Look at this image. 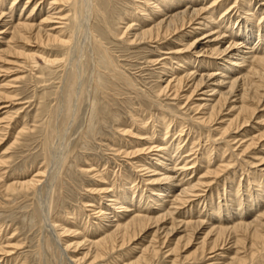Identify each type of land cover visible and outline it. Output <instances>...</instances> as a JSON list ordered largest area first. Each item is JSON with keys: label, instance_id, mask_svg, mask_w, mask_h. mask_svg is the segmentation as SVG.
<instances>
[{"label": "rangeland", "instance_id": "rangeland-1", "mask_svg": "<svg viewBox=\"0 0 264 264\" xmlns=\"http://www.w3.org/2000/svg\"><path fill=\"white\" fill-rule=\"evenodd\" d=\"M75 1L70 0L60 3L57 0H0V13L2 14L0 32L6 31L5 25L13 18L28 17L31 24L37 27L43 19L50 15L51 17L54 16V19L47 23L48 25L44 24L42 27L48 30V28L56 26L57 30H62L58 33L59 39L63 42L70 39L71 42H53L46 45H35L34 43L29 45L15 44L7 43L9 39L8 32L0 35V48L2 49H0V55L3 58V61L0 58V99L1 95L3 98V100H0V175L3 176L1 177L2 180L0 179V248L3 247L10 252L8 256L0 255V264H112L113 262L114 264H125L126 262H129L126 264H131L140 258L139 254H144V256L146 254L149 257L146 258L145 256L146 261L141 262V264H233L235 257L243 258L245 255L247 256L249 254L248 244L252 241L250 237L245 238V247L242 248L234 244L236 237L232 234L225 238V244L220 247L221 250H216L217 253L216 251L211 253L209 250L204 253L201 252L199 243H201L210 228H232L239 224H249L264 214V161L260 162V160H264L262 156V153L264 155V146H262L264 145V105L258 108L257 111V117H261L259 120L263 121L262 124L257 120L259 123L255 122L253 124L255 129L244 128L245 133L243 128L238 129L239 131H236V129H234L235 131L230 130L224 137L219 129H222V125L218 122H214L210 126L201 124L199 116L201 112L196 111L194 105H198V101H195L197 97L194 96L195 98L192 97L187 101L188 87L180 90L177 96L172 95V89L168 91L169 96L167 93L165 95L161 93V89L166 86L167 81L171 79L173 74L177 75L188 68L185 64H178V54H173L177 49H182L181 44L178 43L181 42L183 45L187 40L199 37L205 32L202 28L198 31L199 33L194 32L185 37L183 41L180 40V35L175 34L160 41H151L152 43L148 41L133 43L132 41L129 42L130 40L128 41V37L131 39L133 31H125V28L132 26L133 30H137L141 26L145 27L150 24H144V14L139 8L142 7L149 12V9L145 7L146 0H90V3L89 0H77V3ZM252 1L218 0L217 3L212 5L215 9L213 11L214 24L221 22L220 17L223 13V17H230V20L226 22L232 23L231 27H226L225 24H221L220 26H223L219 27V30L226 31L223 35L229 34L234 38L241 37L240 40L245 41L244 36L248 33V24H245L242 31L236 29V24L234 28L233 22L235 23L237 20V23H245L246 17L253 12V19L250 17L251 22H254L255 25L259 20L262 23L264 22V13L261 7L264 1ZM86 2L89 5L92 4L93 13H88ZM202 2L204 7H209L212 3L211 0H202ZM207 3L210 5L208 6ZM160 5L157 3V6ZM227 6H231L235 11ZM137 12L140 14H137ZM55 17L57 18L55 19ZM75 18L78 20L77 23ZM84 21L87 23H84ZM125 21L129 25H125L127 23ZM84 26L87 28L84 29ZM73 28H76V30ZM127 32L129 36H127ZM181 36H183V33ZM254 43L256 45L257 40L254 39ZM6 44L12 46L10 48L13 52L17 50L14 53L24 54L25 57L1 53ZM220 45L223 48L226 47L225 42ZM219 58L209 60L211 66L207 64L206 68H209L210 72L219 74L222 70L220 67L225 63L221 62L222 58ZM172 61H175V64H172ZM212 61L213 63L217 62L218 67L212 66ZM189 64L190 67L193 66L191 62ZM195 65L197 66V63ZM166 68L168 72L173 69L174 73L172 71L171 73L165 72ZM173 85L171 83V86ZM161 115H163V119ZM159 117L161 118L160 122H163L162 124L159 123ZM179 118L180 120H178ZM138 119L141 121H138ZM167 121L170 122H168L170 125L167 124ZM177 126L182 127L183 132L179 131L181 129H177ZM155 127L157 130H155ZM162 127H165V131ZM206 129H209L210 132ZM177 133L182 134V136H178ZM260 134L261 136L263 134L262 140L259 138ZM191 135H193V138H191ZM246 139H248V142L245 141ZM251 139L254 140V148H248ZM178 141L182 143L179 144ZM177 146L179 149H177ZM231 146H234V148L230 149ZM146 147L147 149L151 148L152 152L145 150ZM188 147L191 148L188 150ZM191 149H193L192 152ZM164 150L170 151L168 153H171V155ZM194 154L196 155L193 157ZM151 155L152 157H150ZM220 155L222 156L220 157ZM166 156L168 159H166ZM158 160L161 162L158 163ZM155 163L160 167H157L154 173H150V169L156 165ZM164 164L165 166H163ZM170 167L173 168V170L171 168L172 171ZM25 168L29 169L26 171ZM163 168L167 172H171L170 177L175 178L174 180L179 183L177 182L178 187L168 190L169 193H163L165 197L162 195L161 199L164 200L160 199L161 204L158 205L155 204L157 200L153 202V199H157L158 196L153 197L152 195L151 198H148L151 196L148 195L151 193L149 190L158 189L157 187L161 186L162 189H160L163 190L167 184L162 183L159 185L155 181H151L153 182L151 184L145 180L153 179V176L150 177L151 174H154V178L161 176ZM146 172L150 175L146 176ZM34 175H39L36 179L40 178V181L38 180L40 183L34 191H21L17 187L18 184L15 185L18 182H26L25 180L31 179ZM123 176H126L127 182ZM51 178H53L52 181L49 180ZM142 179L145 183L141 181ZM251 179L254 181L252 182ZM230 183H234L233 186H230L232 185ZM169 185L174 186L175 183ZM197 185L198 187H196ZM7 186H13L12 190L3 191L6 190ZM186 186L194 187L192 193L187 194L188 197L185 195L180 198V202L177 203L174 198H178L180 188ZM121 187H123L124 193L119 195L122 191ZM128 189H133L135 192L132 191L135 194L129 196L132 195V191ZM260 191H262L263 196L254 195L260 194ZM113 193L118 195V202L115 206L117 208L112 207L102 221L98 211L107 209L110 199L116 198ZM251 193L252 195H250ZM252 197L255 198L251 202ZM122 199L133 201L128 204L131 208L129 207L130 211L124 215L126 219L129 218V213L134 211L138 216L158 218L171 208L169 211L171 215L166 217L164 221L150 226L149 230L140 234L137 237L138 240L136 239L130 245L123 246V248L118 247L109 255L107 253L108 256L105 255L106 259L102 257L92 262V256L85 257L87 248L83 245V242L80 243L81 245L78 248H76V244L82 241V232L86 237L84 239L87 240L86 242L93 235L94 237L99 235L101 238L104 236L103 233L107 234L110 226L107 224L113 220V214L110 216V212L118 211V204L123 201ZM184 203L185 205H183ZM154 207L157 209L156 212ZM43 210L47 212V219L51 223L50 226L53 227L54 239L57 240L58 238V246L54 243L50 230L46 227ZM137 211L141 213L139 214ZM94 217L98 220L93 219ZM263 219H261V224L264 225ZM183 221L184 223H201L202 225L195 229L194 235L190 238L191 242L186 246L184 241L178 242L179 238L188 234L186 231V233H182L183 228H180ZM94 222L98 223V226L100 224L102 226L94 228L92 225L95 224ZM172 223H174L173 225L176 223V226H178L172 231L167 230L171 228ZM74 229L77 231H74ZM89 229L95 230L90 232ZM96 232L98 233L96 234ZM72 233L76 235L74 234V236ZM58 235L60 236L58 237ZM78 236H81L80 239ZM149 241L152 243L151 245H149ZM133 244L134 246H132ZM129 247H131L130 250ZM150 247L153 248L154 252L152 249L150 250ZM175 247L178 250L174 251ZM142 250L144 251L141 253ZM258 251L259 253H257ZM258 251L252 258H248L245 264H264V247ZM221 252H223L222 255H220ZM260 252L262 253L260 254ZM151 253L156 256H151ZM108 257L110 260L107 259ZM8 259L9 261L6 263Z\"/></svg>", "mask_w": 264, "mask_h": 264}, {"label": "bare ground", "instance_id": "bare-ground-1", "mask_svg": "<svg viewBox=\"0 0 264 264\" xmlns=\"http://www.w3.org/2000/svg\"><path fill=\"white\" fill-rule=\"evenodd\" d=\"M43 1V0H42ZM58 2H63V1H70V0H57ZM86 1V0H85ZM88 1V0H87ZM212 3H210L208 5L209 7H204V4L201 0H146V9H149V12L147 10H144L142 7H139L140 8V11L142 12V14H144V24L145 23H150L148 26H145V27H140L138 28L137 30H133L132 26H127L125 28V31H133V35H131V39H129L128 37V41L129 42H133V43H137V42H145V41H148V42H153V41H160L162 39H166L167 37L169 36H173L175 34H178L180 35L181 37V41L184 40L185 37H188L190 36V34H193L194 32H198L201 28L203 29V31H205L204 33H202L199 37L195 38V39H191V40H187L186 43H184L182 45V43H178L180 46H182V49H177V51L173 54H178L177 57H178V64L181 63V64H185L187 65L188 68L185 69V71L175 75L173 74L171 79L167 81L166 83V86L161 89V93H163L165 95V93L168 94V91H170L172 89L173 91V94L171 92L172 95L174 96H177L178 95V92L180 90H182L183 88H187V91H189V95L187 96V101L189 99H191L192 97L196 96L197 99L195 101H198V105L197 104H194L196 107V111H200V121H201V124H208V126H210V124H213L214 122H218V124H221L222 125V129H220V133L221 134H224V137H225V134H227L230 130H234L236 129V131L238 129H244V128H249L250 130L252 129H255L253 124L256 122V123H259V116L257 117V111H258V108L262 107L264 105V27H262V25H264V22H260L261 20L258 21V23L255 25L254 22H251V19L250 17L252 18L254 16V12L251 14V15H246V21L245 23L244 22H240V23H237V20L235 21V23L233 22V27L234 25L236 24V29L238 30H242L244 29V26L245 24H248V29L245 27V29L248 30V33L244 36L246 38L245 41L243 40H240L241 37H238V38H234L233 36L229 35V34H226L223 35L226 31L224 30H219L220 28L219 27H222L220 26L221 24H225V26H232V23H229L226 22L227 20H230V17H223V10H222V16L220 17L221 18V22H218L216 24H214V19H213V11H215V9L213 8L215 3H217L218 0H211ZM254 1V0H253ZM252 1V2H253ZM259 1H264V0H259ZM76 3L78 2L77 0L75 1ZM84 2V1H83ZM205 2V1H204ZM207 2V1H206ZM248 3V1H246ZM255 2V1H254ZM68 3V2H67ZM88 4V2H86ZM89 3H90V0H89ZM157 3L158 4H161L160 6H157ZM225 3V2H224ZM246 3V4H247ZM257 3V2H256ZM259 3V2H258ZM257 3V4H258ZM14 4V3H13ZM40 4V3H39ZM63 4V3H62ZM245 4V3H244ZM243 4V5H244ZM245 4V5H246ZM252 4V3H251ZM255 4V3H254ZM253 4V5H254ZM11 5V4H10ZM31 5V4H30ZM48 5V4H47ZM54 5V4H53ZM73 5V4H72ZM84 5V3H83ZM92 5V4H91ZM88 4L87 6V9H88V13H91L93 10H92V6ZM220 5V4H218ZM227 5V4H225ZM238 5V4H237ZM252 5V6H253ZM143 6V7H144ZM206 6V5H205ZM239 6V5H238ZM250 6V5H249ZM10 7V6H9ZM60 7V6H59ZM74 7V6H73ZM72 7V8H73ZM86 7V6H85ZM223 7V6H221ZM229 7V6H227ZM226 7V8H227ZM231 7V6H230ZM229 7V8H230ZM241 8V6H239ZM244 7V6H243ZM260 7V6H259ZM262 12L264 13V3L262 2ZM260 7V8H261ZM6 8V7H4ZM30 8V7H29ZM53 8V7H52ZM95 8V7H94ZM232 8V7H231ZM237 8V7H236ZM239 8V10H240ZM248 8V6H247ZM251 8V7H250ZM259 8V9H260ZM45 9V8H44ZM74 9V8H73ZM77 9V8H76ZM217 9H218V6H217ZM223 9V8H222ZM234 9V8H232ZM1 10V9H0ZM34 10V8H33ZM32 10V11H33ZM52 10V9H51ZM78 10V9H77ZM76 10V11H77ZM139 11V9H137ZM219 10V9H218ZM227 10V9H226ZM237 10V9H236ZM245 10V9H244ZM251 10V9H250ZM30 11V12H32ZM36 11V10H35ZM56 11V10H55ZM96 11V10H95ZM217 11V10H216ZM220 11V10H219ZM235 11V9H234ZM253 11V10H252ZM250 11V12H252ZM3 12V11H2ZM29 12V13H30ZM48 12V10H47ZM54 12V11H53ZM229 12V11H228ZM239 12V11H237ZM243 12V11H242ZM247 12V11H246ZM261 12V11H259ZM39 13V12H38ZM37 13V14H38ZM51 13V11H50ZM49 13V14H50ZM78 13V12H76ZM85 13H86V10H85ZM84 13V14H85ZM93 13V12H92ZM219 13V12H218ZM219 13V14H220ZM36 14V13H35ZM36 14V15H37ZM57 14V13H56ZM59 14V13H58ZM137 14H140L139 12H137ZM217 14V15H219ZM237 16H239L238 13H236ZM242 14V13H241ZM256 14V12H255ZM4 15V14H3ZM6 15V14H5ZM8 15V13H7ZM26 15V14H25ZM42 15V14H41ZM45 15V14H44ZM48 15V14H47ZM53 15V14H51ZM77 15V14H76ZM91 15V14H90ZM226 15V13H225ZM258 15V14H257ZM2 14L0 13V18H1ZM140 16V15H139ZM142 16V17H143ZM234 16V15H233ZM236 16V17H237ZM243 16V14H242ZM262 16V15H261ZM6 17V16H4ZM12 17V16H10ZM22 17V16H21ZM46 17V16H45ZM54 16H50L48 15L45 19H43V21L38 24L39 26H34L33 24H31V20H29L28 17L26 18H16L11 21H8V23L5 25L4 28H7L6 31H1L0 32V35L2 33H6L8 32L9 34V39L7 41V43H23V44H30V43H34L35 45H46L48 43H53V42H59V43H71L70 42V39L66 40L65 42H63L62 40H60L58 37V33H60V31L62 32V30H57V28H51L50 29L48 28V30L44 29V27H42V25L46 24L48 25L47 23H50V21L53 18ZM62 17V16H61ZM65 18V16H63ZM67 17V16H66ZM138 17V16H137ZM249 17V18H248ZM57 17H55L56 19ZM63 18V19H64ZM68 18V17H67ZM66 18V19H67ZM88 18V17H86ZM90 18V17H89ZM219 18V17H218ZM226 18V19H225ZM238 18V17H237ZM240 18V17H239ZM244 18V17H243ZM256 18V17H255ZM254 18V20H255ZM264 18V17H263ZM11 19V18H10ZM34 19V18H33ZM78 19V18H77ZM130 19V18H129ZM253 19V18H252ZM257 19V18H256ZM60 20V19H59ZM74 20V18H73ZM76 20V18H75ZM131 20V19H130ZM129 20V22H130ZM239 20V19H238ZM34 21V20H32ZM62 21V20H61ZM78 20H76V23H77ZM81 21V20H80ZM133 21V20H132ZM219 21V20H218ZM241 21V20H239ZM253 21V20H252ZM72 22V21H71ZM75 22V21H74ZM127 22V21H125ZM136 22V21H135ZM142 22V23H143ZM61 23V22H60ZM81 23V22H80ZM83 23V22H82ZM84 23H87L84 21ZM131 23V22H130ZM141 23V25H142ZM52 24V22H51ZM75 24V23H74ZM128 24L125 23V25ZM138 24V23H136ZM62 25H65V24H62ZM61 25V26H62ZM67 25V24H66ZM82 25V24H81ZM88 25V24H87ZM86 25V26H87ZM129 25V24H128ZM53 26V25H52ZM58 26V25H57ZM73 26V24H72ZM84 26V29H86L87 27ZM63 27V26H62ZM65 27V26H64ZM75 27V26H74ZM77 27V26H76ZM86 27V28H85ZM2 28V29H4ZM46 28V27H45ZM72 28V27H71ZM136 28V27H135ZM229 28V27H228ZM235 28V27H234ZM255 28V30H254ZM66 29V27H65ZM76 30V28H73ZM83 29V28H81ZM1 30V29H0ZM216 30V31H214ZM232 30V29H231ZM78 31V30H77ZM86 32V30H84ZM201 31V32H203ZM234 31V30H233ZM230 32V31H229ZM232 32V31H231ZM256 32V33H255ZM120 33V32H119ZM123 33H124V30H123ZM128 33V32H127ZM183 33V36H181V34ZM199 33V32H198ZM122 34V33H121ZM255 34V35H254ZM5 35V34H4ZM3 35V36H4ZM124 35V34H122ZM126 35V34H125ZM240 35V34H239ZM118 36V35H117ZM127 36H129V33L127 34ZM126 36V37H127ZM242 36V35H241ZM242 36V37H243ZM179 37V38H180ZM227 37V38H226ZM235 37H237L235 35ZM3 38V37H2ZM73 38V37H72ZM226 38V39H225ZM1 39V38H0ZM5 39V38H4ZM66 39V38H65ZM254 39L257 40V43L255 45L254 43ZM74 40V39H73ZM3 41V40H2ZM77 41V40H76ZM78 42V41H77ZM151 42V43H152ZM222 42H225L226 43V47L223 48L220 44ZM256 42V41H255ZM33 45V44H32ZM74 45V43H73ZM77 45V44H76ZM159 45V44H158ZM250 45V46H249ZM2 46V45H1ZM5 49L1 52L3 54H6V55H10V54H15V55H19V56H24V54L22 55L21 53L18 54V53H14L15 51L17 50H14V52L11 50L12 46H9V45H4ZM22 46V45H21ZM3 47V46H2ZM14 47V46H13ZM24 48V47H23ZM71 48V47H70ZM69 48V49H70ZM1 49V48H0ZM16 49V48H14ZM27 49V48H26ZM2 50V49H1ZM30 50V49H29ZM26 51V50H25ZM70 51V50H69ZM75 51V50H74ZM18 52H21V51H18ZM24 52V51H23ZM28 52V51H27ZM32 52V51H31ZM69 53V52H68ZM72 53V52H71ZM5 55V56H6ZM73 55V54H72ZM184 55V56H183ZM17 56V57H19ZM71 56V55H70ZM222 56V57H221ZM4 57V56H3ZM16 57V56H15ZM28 57V56H26ZM220 57V58H219ZM0 58H1V55H0ZM7 58V57H6ZM20 58V57H19ZM69 58V57H68ZM213 58L217 59H221V62L225 63L224 65H221L220 69H222L220 71V73H216V72H210L211 70L208 68H206V65L209 64V60H212ZM3 58H1L2 60ZM31 59V58H30ZM218 59V60H219ZM5 60V59H4ZM7 60V59H6ZM24 60V59H23ZM3 61V60H2ZM26 61V60H25ZM47 61V60H46ZM73 61V60H72ZM191 62V65L193 64V66L190 67V63ZM216 62V61H214ZM69 63V62H68ZM177 63V62H176ZM197 63V66L195 65ZM172 64H175V61L173 62L172 61ZM213 64L212 66H215V67H218V63H212ZM70 65V64H69ZM164 65V64H163ZM195 65V66H194ZM210 65V64H209ZM208 65V66H209ZM165 66H167L165 64ZM211 66V65H210ZM220 66V65H219ZM214 67V68H215ZM213 68V67H212ZM181 69V68H180ZM219 69V68H218ZM168 69L166 68L165 72L167 71ZM171 71L173 69H170ZM179 70V69H177ZM184 70V69H182ZM167 71V73H171ZM219 71V70H218ZM164 72V71H163ZM174 73V71H172ZM170 78V77H169ZM171 83L174 84L173 86H171ZM2 89V88H1ZM3 91V89H2ZM186 91V90H185ZM160 93V92H159ZM170 94V96H171ZM169 96V94H168ZM173 96V97H174ZM177 98V97H176ZM179 98H181L179 96ZM195 98V97H194ZM1 99L3 100L2 98V95H1ZM0 99V100H1ZM175 99V98H174ZM4 103V101H3ZM193 103V102H192ZM191 103V104H192ZM197 103V102H195ZM192 105V106H194ZM3 107V106H2ZM264 107V106H263ZM3 109V108H2ZM195 111V112H196ZM226 111V113L224 114V112ZM261 111V110H260ZM259 111V112H260ZM152 112V111H151ZM261 114V113H260ZM259 114V115H260ZM264 115V114H263ZM162 116V117H161ZM160 117L163 119V115H161ZM198 116V115H197ZM196 116V117H197ZM261 116V115H260ZM150 117V116H149ZM159 117V118H160ZM138 118V117H137ZM152 118V117H151ZM161 118L159 119V123ZM167 119V118H166ZM182 119V118H181ZM199 120V118H197ZM264 119V118H263ZM140 119H138L139 121ZM170 120V119H169ZM175 120V119H174ZM180 120V118L178 119ZM192 120H196V119H192ZM259 120V121H257ZM137 121V120H136ZM141 121V120H140ZM153 121V120H152ZM165 121V120H164ZM184 121V120H183ZM182 121V122H183ZM264 121V120H263ZM262 120L260 121L262 124L263 122ZM158 122V121H156ZM169 121H167V124H168ZM180 122V121H179ZM178 122V123H179ZM192 122V121H191ZM155 123V122H153ZM152 123V124H153ZM163 123V122H162ZM161 123V124H162ZM165 123V122H164ZM170 123V122H169ZM172 123V122H171ZM175 123V122H174ZM196 123V121H195ZM264 123V122H263ZM137 124V123H136ZM139 124V122H138ZM143 124V123H142ZM160 124V125H161ZM183 124V123H182ZM194 124V122H193ZM200 124V125H201ZM151 125V124H150ZM170 125V124H168ZM172 125V124H171ZM176 125V124H175ZM174 125V126H175ZM179 125V124H178ZM199 125V124H198ZM220 125V126H221ZM264 125V124H263ZM138 126V125H137ZM141 126V124H140ZM139 126V127H140ZM144 126V125H143ZM156 126V125H155ZM165 126V125H164ZM207 126V127H208ZM216 126V125H215ZM219 126V127H220ZM262 126V125H261ZM152 127V126H150ZM159 128V126H157ZM166 127V126H165ZM164 127V128H165ZM180 127V125H179ZM178 126L176 127L177 129L179 128ZM200 127V126H199ZM256 127V126H255ZM141 128V127H140ZM163 128V127H162ZM162 128H161V131H162ZM163 128V130H164ZM168 128V127H167ZM217 128V127H216ZM137 129V128H136ZM171 129V128H170ZM181 130L179 131H182V127L179 128ZM141 130V129H140ZM155 130H157V128L155 127ZM169 130V129H168ZM184 130V129H183ZM207 130V129H206ZM165 131V130H164ZM172 131V130H171ZM207 131L210 132V130L208 129ZM206 131V132H207ZM218 131V130H217ZM235 131V130H234ZM239 131V130H238ZM123 132V130H122ZM157 132V131H156ZM159 132H160V129H159ZM178 132V131H177ZM183 132V131H182ZM191 132V131H189ZM247 132V131H246ZM250 132V131H249ZM257 132V131H256ZM181 133V132H180ZM200 133V132H199ZM244 133H245V129H244ZM159 134V133H158ZM176 134V132H175ZM174 134V135H175ZM178 134V133H177ZM195 134V133H194ZM236 134V132H235ZM238 134V133H237ZM161 135V134H160ZM201 135V134H200ZM234 135V134H232ZM240 135H244V134H240ZM178 136H182V134H178ZM192 136V137H191ZM189 137L193 138V135H191ZM198 136V135H197ZM211 136V135H210ZM223 136V135H221ZM246 136V135H244ZM161 137V136H160ZM200 137V136H199ZM209 137V136H208ZM207 137V138H208ZM243 137V136H242ZM258 137V136H257ZM256 137V138H257ZM261 137H263V134L261 136H259V138L261 139ZM138 138V137H137ZM153 138V137H152ZM163 138V136H162ZM236 138V137H235ZM244 138V137H243ZM249 138V137H248ZM251 138V137H250ZM258 138V139H259ZM187 139V138H186ZM197 139H200V138H197ZM241 139V138H240ZM263 139V138H262ZM261 139V140H262ZM181 140V139H180ZM195 140V138H194ZM243 140V139H242ZM248 139H246L245 141H247ZM150 141V140H149ZM147 141V142H149ZM232 141V140H231ZM241 141V140H240ZM264 141V139H263ZM179 142V141H178ZM191 142V141H190ZM195 142V141H194ZM200 142V141H199ZM239 142V141H238ZM248 142V141H247ZM249 146L248 148L253 147L254 145V140L251 139L249 141ZM168 143V142H167ZM166 143V144H167ZM182 143V142H179V144ZM243 143V142H242ZM146 144V143H145ZM143 144V145H145ZM194 144V143H193ZM148 145V144H147ZM174 145V144H173ZM195 145H197L195 143ZM244 145H246L244 143ZM240 146V145H239ZM264 146V145H262ZM261 146V147H262ZM149 147V146H147ZM145 150L147 151H151L152 152V149L151 148H148ZM187 147V146H186ZM243 147V145H242ZM155 148V147H154ZM189 148L191 147H188V150ZM193 148V147H192ZM231 148H234V146L230 147ZM161 149V148H160ZM176 149V148H175ZM177 149L178 146H177ZM182 149V148H181ZM187 149V148H186ZM227 149V148H226ZM143 150V149H141ZM144 150V151H145ZM193 149H191V152H192ZM204 150V149H203ZM140 151V150H138ZM165 151V150H164ZM181 151V150H180ZM227 151V150H226ZM232 151V150H231ZM230 151V152H231ZM243 152V149L241 150ZM240 151V152H241ZM248 151V150H247ZM260 151V149H259ZM262 151V150H261ZM264 151V150H263ZM262 151V152H263ZM142 152V151H141ZM161 152V151H160ZM167 152V151H165ZM164 152V153H165ZM170 152V151H168ZM167 152V153H168ZM179 152V151H178ZM184 152V151H183ZM185 152H188V151H185ZM239 152V153H240ZM148 153V152H147ZM156 153V152H154ZM175 153V152H174ZM189 153V152H188ZM223 153V152H222ZM226 153V152H225ZM232 153V152H231ZM146 154V152H145ZM162 154V153H161ZM169 155H171V153H168ZM167 154V155H168ZM186 154V153H185ZM212 154V153H211ZM210 154V155H211ZM159 155V154H158ZM173 155V154H172ZM179 155V154H178ZM187 155V154H186ZM191 155V153H190ZM196 154L193 155V157L195 156ZM219 155V154H218ZM216 155V156H218ZM235 155V154H234ZM254 155V154H253ZM127 156V154H126ZM222 155H220L221 157ZM233 156V155H232ZM237 157V155H235ZM262 156L264 157L263 153H262ZM261 156V158H263ZM152 157V155L150 156ZM155 157V156H154ZM164 157V156H163ZM162 157V158H163ZM191 157V156H190ZM253 157V156H252ZM142 158V157H141ZM148 158V157H147ZM156 158V157H155ZM161 158V159H162ZM201 158V156H200ZM150 159V158H149ZM166 159L167 156H166ZM194 159V158H193ZM205 159V158H204ZM238 159V158H237ZM157 160V159H156ZM177 160V159H176ZM200 160V159H199ZM202 160V158H201ZM212 160V159H211ZM220 160V159H219ZM163 161V160H162ZM165 161V159H164ZM170 161V160H169ZM168 161V162H169ZM178 161V160H177ZM191 161V160H190ZM261 161H264V160H260ZM4 162V161H3ZM144 162V161H143ZM153 162V161H152ZM155 162V161H154ZM157 162V161H156ZM161 161L158 160V163H160ZM172 162V160H171ZM194 162V161H192ZM195 162H196V157H195ZM5 163V162H4ZM3 163V164H4ZM140 163V161H139ZM138 163V164H139ZM174 163V162H172ZM178 163V162H177ZM190 163V162H189ZM204 163V162H202ZM201 163V164H202ZM209 163V162H208ZM211 163V162H210ZM209 163V164H210ZM218 163V162H217ZM142 164V163H141ZM140 164V165H141ZM156 164V163H155ZM200 164V165H201ZM207 164V162H206ZM139 165V167H140ZM144 165V164H143ZM160 165V164H159ZM184 165V164H183ZM182 165V166H183ZM195 165V164H194ZM137 166V165H136ZM165 166V164L163 165ZM179 166V165H178ZM191 166V165H190ZM223 166V165H222ZM142 167V166H141ZM157 167H160V166H157V164L155 166H152L151 167V171L150 170H147L148 172L150 171V173H154L155 170H157ZM181 167V165H180ZM187 167V166H186ZM193 167V166H192ZM196 167V166H195ZM227 167V166H226ZM225 167V168H226ZM136 168V167H135ZM146 168V167H145ZM172 167H170V170H171ZM177 168V166H176ZM189 168V167H188ZM221 168V167H220ZM249 168V167H248ZM255 168V167H254ZM29 169V168H28ZM28 169L25 168V170L27 171ZM149 169V168H148ZM160 169V168H159ZM158 169V170H159ZM24 170V171H25ZM39 170V169H38ZM57 170V169H56ZM137 170V169H135ZM142 170V169H141ZM173 170V168H172ZM171 170V171H172ZM192 170V169H191ZM217 170V169H216ZM23 171V172H24ZM163 173L161 174V176H156L154 178V174H147L148 172H146V176L147 175H150L153 176L152 178L153 179H146L145 181H148L150 182L151 184H153V182L151 181H155V183H159V185H161L162 183H165L167 185H165L166 187H164L163 190H161L162 186L161 187H157L158 189H151L149 190L151 193L148 194V195H151L149 196L148 198H151L152 195L153 197L154 196H158L157 199H153V202L154 200H157L155 204H158L159 203L161 204V200L163 201L164 199H161L162 198V195H164L163 193H166L168 192V190H171L172 188L174 189V187H178V181L177 180H174L172 177H170V173L171 172H167L166 169L163 168ZM181 171H184V170H181ZM188 171V170H187ZM42 172V171H41ZM52 172V171H51ZM50 172V173H51ZM145 172V170H144ZM157 172V171H156ZM209 172V171H208ZM45 173V172H44ZM49 173V174H50ZM139 173V171H138ZM142 173V172H141ZM186 173V172H185ZM263 173V172H262ZM1 174V173H0ZM4 174V173H3ZM2 174V175H3ZM24 174V173H23ZM26 174V173H25ZM38 174V173H37ZM46 174V173H45ZM158 174V173H157ZM173 174V173H172ZM177 174V173H176ZM189 174V173H188ZM43 175V174H41ZM100 175V174H99ZM140 175V174H139ZM156 175V174H155ZM191 175V174H190ZM16 176V175H15ZM14 176V177H15ZM22 176V174H21ZM138 176V175H137ZM142 177V175H140ZM174 176V175H173ZM181 176V175H180ZM218 176V175H217ZM1 176L0 175V179H1ZM17 177V176H16ZM36 177H39L38 176H33L31 179L29 180H25L26 182H22L23 183H19L18 181L19 180H14V181H17L18 183H15V185L18 184L17 187H19V189L22 190H31V191H34L35 189H37L36 187L38 186V183H40V178L36 179ZM43 177V176H42ZM46 177V176H45ZM52 177V176H51ZM124 177V176H123ZM126 177V176H125ZM124 177V179H125ZM128 177V176H127ZM140 177V178H141ZM145 177V176H144ZM143 177V178H144ZM183 177V176H182ZM186 177V176H185ZM12 178V177H11ZM132 178V177H131ZM189 178V177H188ZM53 178L49 179L52 181ZM123 179V178H122ZM128 180H130L129 178H127ZM135 179V178H134ZM185 179V178H184ZM254 179V177H253ZM2 180V179H1ZM39 180V181H38ZM136 180V179H135ZM188 180V179H187ZM252 180V179H251ZM249 180V181H251ZM125 181L127 182V180L125 179ZM141 181L144 182V180L142 179ZM197 181V180H196ZM240 181V180H239ZM254 180H252L253 182ZM256 181H257V178H256ZM21 182V181H20ZM178 182V183H177ZM199 182V181H198ZM241 182V181H240ZM13 183V184H14ZM145 183V182H144ZM147 183V182H146ZM170 183H175V185L173 186H170L169 184ZM225 183V182H224ZM223 183V185H225ZM251 183V182H250ZM258 183V182H257ZM256 183V185H257ZM260 183V182H259ZM263 183V181H262ZM148 184V183H147ZM211 184V183H210ZM232 185L230 186H233L234 183H230ZM40 185V184H39ZM158 185V184H157ZM222 185V186H223ZM259 185V184H258ZM135 187V185H133ZM139 186V185H138ZM222 186H220L222 188ZM236 186V185H235ZM238 186V185H237ZM105 187V186H104ZM126 187V185H125ZM124 187V188H125ZM198 187V185L196 186ZM13 186H7V188H5L6 190H3V191H8V190H12ZM122 188V191L121 194L119 195H122L124 193V190H123V187ZM161 188V189H160ZM238 189V187H236ZM3 189V188H2ZM16 189V188H15ZM120 189V188H119ZM127 189V188H126ZM125 189V190H126ZM192 189H194L193 186H189V187H185L182 189L180 188V191L178 192V198H174L175 201L178 203V201L180 202V198L184 197L187 194L189 193H192ZM197 189V188H196ZM240 189V187H239ZM250 189V187H249ZM121 190V189H120ZM128 190H131V189H128ZM133 190V189H132ZM131 190V191H132ZM142 190V189H141ZM252 190V189H251ZM264 190V189H263ZM110 191V190H109ZM127 191V190H126ZM131 191H129L131 193ZM134 191V190H133ZM132 191V195H129V196H133V193ZM173 191V190H172ZM25 192V191H24ZM100 192V191H99ZM98 192V193H99ZM104 192V191H103ZM135 192V191H134ZM145 192V191H144ZM162 192V193H161ZM174 192V191H173ZM230 192V191H229ZM235 192V191H234ZM233 192V194H234ZM239 192V190H238ZM237 192V193H238ZM247 192V190H246ZM249 192V191H248ZM259 193V191H257ZM262 191H260V194H254V195H257L258 197H261L263 196L261 194ZM7 193V192H6ZM36 193V191H35ZM106 193V192H105ZM117 193V192H116ZM141 193V192H140ZM169 193V192H168ZM171 193V192H170ZM223 193V192H222ZM255 193V191H254ZM114 194V197L116 198H108L110 199L109 201V205H107V209H105L104 211L103 210H99V215L101 216L102 218V221L104 220L105 218V215L107 212L111 211L110 209H112V207H115L117 205V202H118V195H116L115 193ZM224 194H225V191H224ZM112 195V194H111ZM116 195V196H115ZM143 195V193H142ZM192 195V194H191ZM219 195V194H218ZM223 195V194H222ZM235 195V194H234ZM242 195V194H241ZM252 195V193L250 194ZM139 196V194H138ZM168 196V195H166ZM177 196V195H176ZM111 197V196H110ZM122 197V196H121ZM165 197V195L163 196ZM170 197V196H169ZM172 197V196H171ZM241 197V196H240ZM250 197V196H249ZM101 198V197H100ZM123 198V197H122ZM129 198V197H127ZM147 198V199H148ZM156 198V197H155ZM255 198V197H254ZM253 197L251 198V202L252 200L254 199ZM103 199H105L103 197ZM107 199V198H106ZM133 199V198H132ZM130 199V200H132ZM141 199V198H140ZM139 199V200H140ZM161 199V200H160ZM187 199V198H185ZM224 199V198H223ZM257 199V198H256ZM123 200V199H122ZM121 200V201H122ZM151 200V199H150ZM166 200V199H165ZM173 200V199H172ZM183 200V199H182ZM188 200H190V198H188ZM187 200V201H188ZM198 200V199H197ZM237 200V199H235ZM258 200V199H257ZM108 201V200H107ZM148 201V200H147ZM225 201V200H224ZM233 201V200H232ZM250 201V200H249ZM263 201V200H262ZM261 201V202H262ZM130 202V203H129ZM131 202L133 201H128V200H123L121 203L119 201L120 204H118V211L116 212H110V216H112L113 214V220H111L107 225H110L109 226V231L106 233H103L104 236H102L100 238V236L98 235V237H93L89 239L88 242H86L84 239L86 238L84 236V233L82 232L83 234V237H82V241L81 242H77L76 244V248H78L79 245H81L80 243L83 242V245L86 246V255L85 257H87L88 255L89 256H92V262L93 261H96V260H99L101 259L102 257H105V255H109L110 252H112L114 249L118 248V247H122L123 246H127L128 244L130 245L133 241H135L137 239L138 236H140V234H142L143 232H146V230H149V227L152 226L153 224H157L158 222H162L164 221V219L166 217H169L171 214H170V210L168 212H165L164 215L158 217V218H146L144 217V215H140L138 216L137 214H135L134 212H130V216H128L129 218H125L124 215L130 211L129 209L131 208L130 205L128 204H131ZM174 202V200H173ZM186 202V201H185ZM141 203V202H139ZM151 203V202H150ZM175 203V202H174ZM183 203V202H182ZM259 203V202H258ZM100 204V202H99ZM133 204V203H132ZM154 204V205H155ZM172 204V203H171ZM180 204V203H179ZM226 204V203H225ZM91 205V204H90ZM89 205V206H90ZM106 205V204H105ZM135 205V204H134ZM157 205V206H158ZM163 205V204H162ZM185 205V203L183 204ZM224 205V204H223ZM257 205V204H256ZM44 206V205H42ZM93 206V205H92ZM226 206V205H225ZM247 206V205H246ZM249 206V205H248ZM247 206V207H248ZM105 207V206H104ZM130 207V208H129ZM153 207V205H152ZM161 206H159L160 208ZM257 207V206H256ZM117 208V207H115ZM150 208V207H149ZM100 209V208H99ZM120 209V210H119ZM143 209V208H142ZM142 209H140L142 211ZM155 209V212H156V208L154 207ZM153 209V210H154ZM162 209V207H161ZM160 209V210H161ZM174 209V208H172ZM219 209V208H218ZM230 209V208H229ZM256 209V208H255ZM47 210V209H46ZM115 210V209H114ZM136 210V209H135ZM139 210V211H140ZM217 210V209H216ZM215 210V211H216ZM94 211V210H93ZM144 211V210H143ZM147 211V210H146ZM162 211V210H161ZM164 211V209H163ZM173 211V210H172ZM171 211V212H172ZM138 212V211H137ZM230 212V211H229ZM139 213V212H138ZM141 213V212H140ZM139 213V214H140ZM150 213V212H149ZM152 213V212H151ZM173 213V212H172ZM216 213V212H215ZM95 214V213H94ZM109 214V213H108ZM134 214V215H133ZM234 214V213H233ZM237 214V213H236ZM262 214V213H261ZM260 214V215H261ZM96 216H97V213H96ZM99 216V217H100ZM258 216V215H257ZM47 212L45 210H43V218H44V222L46 221V227L48 228V230H50V233L53 237V239L55 238L54 237V230H53V227H51V223L49 221V219H47ZM98 217V216H97ZM124 217V218H123ZM239 217V216H238ZM96 217H94L93 219H95ZM108 218V217H107ZM264 218V214L261 215L260 217H257L255 221L253 222H250L249 224H239V225H236L232 228H210L208 230V232L204 235L203 239L201 240V243H199V249H201V252L203 251V253L206 251V250H209L211 253L216 251V250H221L220 247L222 245L225 244L224 240L226 237L228 236H231L232 234L236 237V239L234 240V244H236L237 246L239 247H242L244 248L245 247V243L244 241L246 240L245 238L246 237H250V240L251 243L248 244V250H249V254L246 256H244L243 258H237L235 257L234 258V262L233 264H245L246 261L248 260V258H252L255 253L260 250L261 248L264 247V225L261 224V219ZM98 220V218H96ZM122 219V220H121ZM71 220V219H70ZM87 220V219H86ZM183 220V219H182ZM264 220V219H263ZM101 221V219L99 220V222ZM173 221V220H172ZM55 222V221H54ZM91 222V221H90ZM56 223V222H55ZM95 224H92L95 227L98 226V223L94 222ZM102 223V222H101ZM103 223H106V222H103ZM241 223V222H239ZM73 224V223H72ZM76 224V223H75ZM89 224V223H88ZM91 224V223H90ZM174 223H172L171 225V228H168L167 230H173L174 228H176V223L175 225H173ZM55 225V224H53ZM101 225V224H100ZM99 225V226H100ZM105 225V224H103ZM180 225V223H179ZM181 227L180 228H183L182 230V233L183 232H187L188 234L186 235H183V237L179 238V241L180 242L181 240L185 242V246L189 244V242H191V237L192 235H194V231L195 229H198L201 225V223H189V222H185L183 221V223H181ZM92 226V228H93ZM98 226V228H100ZM102 226V225H101ZM111 227V228H110ZM59 228V227H58ZM65 228V227H64ZM75 228H79V227H75ZM98 228L96 229L98 231ZM63 229V228H62ZM71 229V228H70ZM69 229V230H70ZM1 230V229H0ZM60 230V228H59ZM73 230V229H72ZM79 230V229H78ZM90 230V229H89ZM95 229H91L90 232H93ZM101 230H102V227H101ZM166 230V231H167ZM189 230V232H188ZM74 231H77L74 229ZM103 231V230H102ZM58 232V231H56ZM65 232V230H64ZM80 232V233H81ZM185 232V233H186ZM67 233V231H66ZM89 233V232H88ZM98 232H96L97 234ZM73 235L75 233H72ZM78 234V233H77ZM3 235V234H2ZM76 235V234H75ZM74 235V236H75ZM145 235V234H144ZM237 235H239V237H237ZM56 236V235H55ZM60 235H58L59 237ZM143 236V235H142ZM141 236V237H142ZM4 237V235H3ZM79 237V236H78ZM81 237V236H80ZM79 237V239H80ZM211 237V238H210ZM57 238V237H56ZM140 238V237H139ZM212 239V240H211ZM58 240V238H57ZM57 240L54 239L53 241H55L54 243H56V245L58 246L57 244ZM138 240V239H137ZM152 240V239H151ZM150 240V241H151ZM211 240V241H210ZM62 241V240H61ZM149 241V243H150ZM58 243H60L58 241ZM62 244V242L60 243ZM59 244V245H60ZM135 244H139V243H135ZM152 243H150L149 245H151ZM154 244V243H153ZM148 245V247H149ZM179 244L177 243V246ZM9 246V245H8ZM72 246V245H70ZM134 246V244L132 245ZM131 246V247H132ZM137 246V245H136ZM154 246V245H152ZM151 246V247H152ZM176 246V245H175ZM129 247V250L130 248ZM150 247V250L152 249L153 251V248ZM69 248V247H68ZM84 248V247H83ZM135 248V247H134ZM10 249V248H9ZM12 249V248H11ZM64 249V248H62ZM145 249V248H143ZM177 249V247L174 248V251ZM224 249V248H223ZM134 250V249H132ZM155 250V248H154ZM178 250V249H177ZM226 250V249H224ZM223 250V251H224ZM263 250V249H262ZM67 251V250H66ZM116 251V250H115ZM144 250L141 251V253L143 252ZM147 251V250H146ZM145 251V253H147ZM151 251V252H152ZM172 251V250H171ZM170 251V252H171ZM173 251V252H174ZM154 252V251H153ZM156 252V250H155ZM158 252V251H157ZM200 252V251H199ZM66 253V252H65ZM202 253V254H203ZM217 253V251H216ZM223 252H221L220 255H222ZM259 253V251L257 252ZM262 252H260L261 254ZM157 254V253H156ZM200 254V253H199ZM0 255H4V256H8L10 255V252H8V250L4 249L3 247L0 248ZM66 255V254H65ZM107 255V256H108ZM150 255V254H149ZM197 255V254H196ZM201 255V254H200ZM140 258H138L135 262L131 263V264H141V262H145L146 261V258H149L146 256H144V254H139ZM151 256L152 253H151ZM156 256V255H154ZM153 256V257H154ZM194 256V255H193ZM260 256V255H259ZM219 257V256H218ZM7 258V257H6ZM203 258V256H202ZM261 258V257H260ZM259 258V259H260ZM5 259V258H4ZM3 259V260H4ZM17 259V258H16ZM71 259V258H70ZM83 259V258H82ZM106 259V257H105ZM109 259V257L107 258ZM256 259V258H255ZM110 260V259H109ZM114 260V259H113ZM220 260V259H219ZM258 261V259H256ZM263 260V259H262ZM8 260H6V263H7ZM17 261V260H15ZM88 261V260H87ZM106 261V260H105ZM252 261H254L252 259ZM256 261V262H257ZM90 262V261H89ZM111 262V261H110ZM113 262V261H112ZM117 262V261H115ZM132 262V261H131ZM207 262V261H206ZM255 262V261H254ZM253 262V263H254ZM2 263H4L2 261ZM126 263H129V262H126ZM125 263V264H126ZM258 263V262H257ZM5 264V263H4ZM17 264V263H16ZM109 264V263H108ZM114 264V262L112 263ZM143 264V263H142ZM177 264V263H176ZM248 264V263H247Z\"/></svg>", "mask_w": 264, "mask_h": 264}]
</instances>
